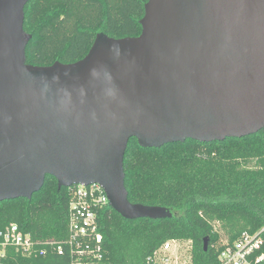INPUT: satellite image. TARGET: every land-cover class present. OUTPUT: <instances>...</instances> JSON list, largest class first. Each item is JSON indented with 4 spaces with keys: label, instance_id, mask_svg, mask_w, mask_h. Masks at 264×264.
Here are the masks:
<instances>
[{
    "label": "water",
    "instance_id": "obj_1",
    "mask_svg": "<svg viewBox=\"0 0 264 264\" xmlns=\"http://www.w3.org/2000/svg\"><path fill=\"white\" fill-rule=\"evenodd\" d=\"M30 0H0V203L98 184L128 220L170 212L129 201L124 158L264 129V0H148L138 37L100 33L74 63H27ZM209 237L204 239L208 250Z\"/></svg>",
    "mask_w": 264,
    "mask_h": 264
},
{
    "label": "trees",
    "instance_id": "obj_2",
    "mask_svg": "<svg viewBox=\"0 0 264 264\" xmlns=\"http://www.w3.org/2000/svg\"><path fill=\"white\" fill-rule=\"evenodd\" d=\"M147 2L30 0L24 22L32 35L27 63L50 66L82 60L100 33L138 37ZM124 171L131 203L165 208L171 215L128 220L107 208L100 218L102 259L95 264H147L171 239L192 242L193 264H218L227 245L245 232L264 228V129L223 142L186 140L161 148H143L133 138ZM70 199V190L59 189L57 179L47 176L31 199L0 203V225L15 222L34 238L61 241L67 236ZM10 264H70V259L48 249L45 255L19 256Z\"/></svg>",
    "mask_w": 264,
    "mask_h": 264
},
{
    "label": "built area",
    "instance_id": "obj_3",
    "mask_svg": "<svg viewBox=\"0 0 264 264\" xmlns=\"http://www.w3.org/2000/svg\"><path fill=\"white\" fill-rule=\"evenodd\" d=\"M71 199L67 211V236L61 241L34 238L15 222L0 225V264H10L17 257L36 258L48 249L67 255L70 264H95L102 259L103 234L100 218L111 207L106 191L98 184L67 187ZM264 228L254 234L243 233L218 256V264H263L260 253ZM147 264H193L192 242L171 239L149 256Z\"/></svg>",
    "mask_w": 264,
    "mask_h": 264
}]
</instances>
